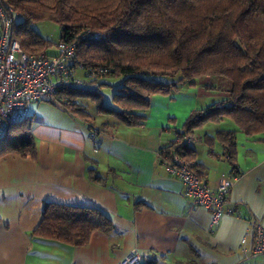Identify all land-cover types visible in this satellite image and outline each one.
Segmentation results:
<instances>
[{"label": "crops", "instance_id": "crops-1", "mask_svg": "<svg viewBox=\"0 0 264 264\" xmlns=\"http://www.w3.org/2000/svg\"><path fill=\"white\" fill-rule=\"evenodd\" d=\"M180 85L152 94L144 122L135 126L96 112L89 127L59 105L46 113L32 103L35 156L0 157V264H118L131 250L141 264H264V256L244 259L239 245L251 221L264 224V133L221 127L225 117L194 131L188 144L203 164V180L213 186L222 173L231 177L232 213L211 227L210 211L184 195L158 150L177 138L193 110L223 102L226 84L200 75ZM230 130L234 167L219 136ZM47 201L101 209L113 228L93 231L82 246L32 237Z\"/></svg>", "mask_w": 264, "mask_h": 264}, {"label": "trees", "instance_id": "trees-1", "mask_svg": "<svg viewBox=\"0 0 264 264\" xmlns=\"http://www.w3.org/2000/svg\"><path fill=\"white\" fill-rule=\"evenodd\" d=\"M0 2L14 12L12 34L24 52L52 55L58 41L74 43L76 53L70 65L81 82L59 84L57 96L47 101L89 127L93 116L80 98L95 103L98 113L135 126L144 122L152 94H171L180 84H194L200 75L219 77L226 84V98L187 116L176 131L177 138L158 150L162 164L165 155L178 153L203 179V164L195 161L190 145L176 140L184 134L193 136L203 124L223 117L245 134L264 133V0ZM36 21L56 23L58 41L42 38L31 26ZM106 75L122 77L113 94L114 106L105 105L99 91L98 79ZM158 75L176 79L160 81ZM30 120L27 115L8 125L0 137V157L11 152L35 156ZM219 136L224 155L229 156L234 132L220 131ZM112 228L110 217L101 209L47 201L31 236L82 246L93 231L107 233Z\"/></svg>", "mask_w": 264, "mask_h": 264}, {"label": "built area", "instance_id": "built-area-1", "mask_svg": "<svg viewBox=\"0 0 264 264\" xmlns=\"http://www.w3.org/2000/svg\"><path fill=\"white\" fill-rule=\"evenodd\" d=\"M13 14L11 7H5L0 2V137L9 124L28 115L32 103L53 100L59 84L81 82L75 76V67L70 65L76 53L74 43L58 41L52 55L28 54L12 34ZM191 140V135L184 134L182 139L176 141L184 144ZM163 161L167 172L181 181L184 195L193 204L210 211L211 227L223 215L232 213L231 208H226L231 188L228 174L222 173L210 186L191 170L186 158L178 153L165 155ZM239 245L244 259L264 256V224L257 220L251 221ZM141 259L137 250H131L118 264H141Z\"/></svg>", "mask_w": 264, "mask_h": 264}, {"label": "rangeland", "instance_id": "rangeland-1", "mask_svg": "<svg viewBox=\"0 0 264 264\" xmlns=\"http://www.w3.org/2000/svg\"><path fill=\"white\" fill-rule=\"evenodd\" d=\"M15 19H18L16 17ZM32 28L37 31L42 38L52 42L56 43L60 37V28L56 23H53L51 21H36L31 24ZM78 75L84 77V72L83 71H78ZM226 78V77H224ZM122 77L118 75H106V76H101L98 79V83H101L99 87V91L102 94L103 98V103L107 106H114V99H113V94L117 89V86L120 84ZM156 79H159L160 81H170L171 79L175 80L176 77H167V76H157ZM228 81V79H225ZM182 88V85L178 86V90ZM57 96V94H56ZM58 96H61L58 94ZM63 98V97H61ZM80 103H82L85 107L86 110L93 116L97 112V106L95 103L90 101L88 98H80ZM40 108L43 109L46 113L51 110V108L58 107L57 104L50 103L48 101H42L40 104H38ZM34 107V106H32ZM112 118V117H111ZM114 119V118H113ZM112 119V120H113ZM113 121H118L114 119ZM221 127H228L229 124L234 126V122L230 118H223L222 123H220Z\"/></svg>", "mask_w": 264, "mask_h": 264}]
</instances>
